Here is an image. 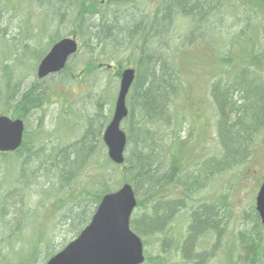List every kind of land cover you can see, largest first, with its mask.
<instances>
[{
  "label": "trees",
  "instance_id": "1",
  "mask_svg": "<svg viewBox=\"0 0 264 264\" xmlns=\"http://www.w3.org/2000/svg\"><path fill=\"white\" fill-rule=\"evenodd\" d=\"M231 14L242 17L232 38L216 30ZM12 22L18 35L8 39L2 33ZM0 26V116L26 126L22 147L0 153V264H47L125 183L138 198L131 228L143 240L144 264H264L256 207L232 235L220 201L198 198L216 176L247 161L264 130V0H0ZM65 38H76L80 49L58 74L64 79L91 85L105 77L110 84L125 69L136 71L121 166L110 160L103 140L119 85L111 95L109 85L101 89L96 82V113L86 117L63 90L58 96L57 85L48 83L54 76L38 79L41 62ZM29 77L36 81L23 89ZM199 80L202 86L194 84ZM188 102L195 111H213L219 161L196 151L183 160L191 151V138L181 137L187 117L207 127L200 113L183 114ZM55 104L61 106L56 127L46 130L40 118L31 130L30 117ZM178 224L184 225L179 232ZM65 233L69 237L58 241Z\"/></svg>",
  "mask_w": 264,
  "mask_h": 264
},
{
  "label": "water",
  "instance_id": "2",
  "mask_svg": "<svg viewBox=\"0 0 264 264\" xmlns=\"http://www.w3.org/2000/svg\"><path fill=\"white\" fill-rule=\"evenodd\" d=\"M78 51L76 38L56 43L41 62L38 78L43 80L64 71ZM135 79V69L123 72L114 114L103 136L110 160L119 166L126 161L128 136L122 124L129 116L127 99ZM25 131L22 119L0 116V153L18 151L23 145ZM137 206L135 189L129 183L106 195L89 226L47 264H144L143 240L131 228ZM256 210L264 224V183L257 196Z\"/></svg>",
  "mask_w": 264,
  "mask_h": 264
},
{
  "label": "rangeland",
  "instance_id": "3",
  "mask_svg": "<svg viewBox=\"0 0 264 264\" xmlns=\"http://www.w3.org/2000/svg\"><path fill=\"white\" fill-rule=\"evenodd\" d=\"M154 3V2H153ZM147 9L150 8V11L153 10V6L151 5V2L145 3L143 5ZM7 32L2 33L7 37L8 39L12 38V35L17 34L18 30L15 24L12 22V25H10ZM216 30H226L224 33L226 35H229V37L232 38L234 34L241 31L242 28V17H240L237 14H231V16H226L225 24L222 25V23H217ZM219 26V27H218ZM2 26H0V32H2ZM68 32L67 26H64L60 28V35L65 36ZM179 31V30H178ZM181 32V31H180ZM183 33H186V30L183 31ZM26 62L30 64L31 59H26ZM77 62L79 64H75L78 67H82L83 62L78 59ZM25 67V65L23 66ZM80 76H78L79 78ZM63 76L60 75L54 76L51 79L48 80V83L51 85H57V89L55 91L57 92L58 96L61 95V91H64V94L62 96H65V99H67L68 102L71 104H74V110L76 112H82L86 114L87 116H90L91 114L96 113V107L94 108L93 104L95 103V98H97L100 95V89L95 87V83L99 82L101 89L104 87L106 88V85L110 86V92L109 94L113 95L115 87L119 85L120 87V81L116 79L115 81H111L110 84H108L109 79H105V77H101L97 81H92V84H83L79 83L78 81L73 80L72 77L70 79H64L66 85H64V81H62ZM36 79L29 77V79H26L24 88H27L33 82H35ZM60 81V82H59ZM208 83V81H206ZM69 84V85H68ZM197 85L202 86V81H196ZM198 88V87H197ZM204 90V88H203ZM206 91V89H205ZM91 93V94H90ZM206 98V94L203 95ZM198 101L202 100V98H197ZM204 99V98H203ZM208 97V101H209ZM194 101L195 100L194 97ZM183 102L180 101V104ZM195 104V103H194ZM191 102H188L186 106L183 107V111L185 112L191 111L194 115L197 113H200L203 115L204 122H207L203 125L207 126L204 129L200 128V126L195 125L194 122H192L191 117H187L186 125L183 126L181 130V137L182 139H190L191 142L187 146L188 151H190V154H182L183 160H186L189 158L194 151L198 152V154L201 156H205L206 158H215L216 162L221 159L223 156L220 152L219 148V141H218V134L216 127L214 125L210 124V117L213 115V111H211L209 108L207 110L203 111L202 109L198 112L195 111V106ZM109 110L107 108H104L103 114H108ZM205 114H204V113ZM61 114V106L59 104L52 105L50 107H46L44 111H39L34 113L33 116L30 117V128L31 130L37 129L38 122L40 118H43V126H45L46 130H51L54 127H56V124L59 122V116ZM11 117V116H10ZM196 117V116H195ZM83 121V120H81ZM185 123V120L183 124ZM210 124V126L208 125ZM210 127V128H209ZM203 130V131H202ZM205 131V132H204ZM255 142L250 145V150H248L245 156V159L247 160L243 165L238 166L237 168L228 171L223 172L221 175L216 176L215 179L212 181V184L205 189L200 196H198L201 201L205 202H218L220 201V205L224 207V210H220L221 214L225 217H227V221L232 220V227L230 229V233L234 235V231L236 229V224L239 221L243 220V215H245L246 212H250L252 208L256 207V199L260 190L261 185L264 182V130L262 134L257 138L254 139ZM186 147V146H185ZM171 150H174V148H171ZM216 165V164H215ZM228 211L231 213L232 217L228 219ZM227 213V214H225ZM184 219H181V221ZM186 220V219H185ZM180 221V220H179ZM179 223V222H178ZM184 225L178 224L175 230L179 232V230H182ZM223 226V225H222ZM227 226V225H226ZM224 226V227H226ZM229 233V234H230ZM57 236L58 241L64 239L66 240L67 233L59 237ZM230 237H232L230 235ZM61 243V242H60ZM148 253H150L151 256L155 257L158 252L156 251L154 246H150L148 249ZM208 264H214L213 262H210Z\"/></svg>",
  "mask_w": 264,
  "mask_h": 264
},
{
  "label": "bare ground",
  "instance_id": "4",
  "mask_svg": "<svg viewBox=\"0 0 264 264\" xmlns=\"http://www.w3.org/2000/svg\"><path fill=\"white\" fill-rule=\"evenodd\" d=\"M68 65V64H67ZM123 74V73H122ZM122 79V78H121ZM120 83H121V80H120ZM120 88V87H119Z\"/></svg>",
  "mask_w": 264,
  "mask_h": 264
}]
</instances>
